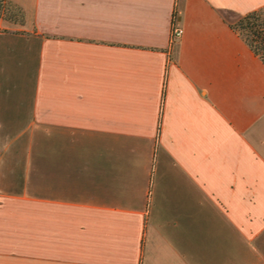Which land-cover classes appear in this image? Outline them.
<instances>
[{"label": "crops", "instance_id": "obj_1", "mask_svg": "<svg viewBox=\"0 0 264 264\" xmlns=\"http://www.w3.org/2000/svg\"><path fill=\"white\" fill-rule=\"evenodd\" d=\"M11 1L0 264H264V0Z\"/></svg>", "mask_w": 264, "mask_h": 264}, {"label": "trees", "instance_id": "obj_2", "mask_svg": "<svg viewBox=\"0 0 264 264\" xmlns=\"http://www.w3.org/2000/svg\"><path fill=\"white\" fill-rule=\"evenodd\" d=\"M0 15L23 21V9L11 0H0ZM231 26L264 61V6L248 11Z\"/></svg>", "mask_w": 264, "mask_h": 264}, {"label": "built area", "instance_id": "obj_3", "mask_svg": "<svg viewBox=\"0 0 264 264\" xmlns=\"http://www.w3.org/2000/svg\"><path fill=\"white\" fill-rule=\"evenodd\" d=\"M182 33V27L176 22L175 17H173L171 23V43H174Z\"/></svg>", "mask_w": 264, "mask_h": 264}]
</instances>
